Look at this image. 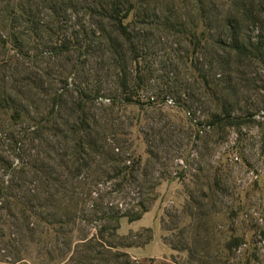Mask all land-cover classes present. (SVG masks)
<instances>
[{
    "label": "rangeland",
    "instance_id": "obj_1",
    "mask_svg": "<svg viewBox=\"0 0 264 264\" xmlns=\"http://www.w3.org/2000/svg\"><path fill=\"white\" fill-rule=\"evenodd\" d=\"M132 1L125 24L139 59L127 55L123 92L117 58L97 52L85 69H76L77 52L38 55L36 45L49 37H38L21 19L30 7L39 14L37 23L45 22L42 30L49 25L59 31L53 38L59 43L64 34L70 38L79 26L89 27L90 15L57 14L55 21L34 0H0V159L17 166L26 152L25 162L70 180L61 184L80 193L91 189L89 211L101 203V212H138L144 202L155 226L114 242L122 246L118 253H128L126 245L143 247L156 238L149 257L129 254L134 264H264V0ZM67 80L76 90H62ZM60 93L61 104L53 108L51 99ZM77 117L89 122L93 136L119 142L123 149L115 154L129 161L116 168L105 158L94 163L81 157L72 164L63 155L73 140L83 139L82 130L72 133ZM32 119H45L38 139ZM124 166L134 168L132 175L120 172ZM5 167L0 161L1 185L11 181ZM74 169L76 177L68 176ZM5 205L0 203V264H49L43 249L50 232L31 219L27 224L38 233L30 242ZM81 227L96 233L100 224ZM236 238L241 245L230 255L228 244ZM21 248L27 254L18 259L27 260L15 258ZM106 259L103 264H114Z\"/></svg>",
    "mask_w": 264,
    "mask_h": 264
},
{
    "label": "trees",
    "instance_id": "obj_2",
    "mask_svg": "<svg viewBox=\"0 0 264 264\" xmlns=\"http://www.w3.org/2000/svg\"><path fill=\"white\" fill-rule=\"evenodd\" d=\"M38 2L44 9H49L55 18L57 14L74 13L83 16L90 15L88 26H79L78 30L67 38L64 34L63 42H53L56 38L57 30L55 27L51 28L49 25L45 30L41 28L43 25L37 23L39 14H34L33 9L23 11L22 20L25 19L27 23L31 24L33 31L37 33L38 37L46 34L49 41L45 44L36 45L34 51L36 54L43 55L46 52L54 56H65L77 52L78 63L76 69H85L86 63L93 58L97 52L106 56H114L118 59L116 69L121 74L120 88L123 92L128 88L129 72L127 65V55H132L134 61H138L139 55L134 43V35L130 31L128 25L125 24L135 9L132 0H34ZM50 17L51 18H53ZM94 17L98 18L94 21ZM53 18V19H54ZM14 20H16L14 18ZM4 46V43H0ZM22 54V53H21ZM72 59V56H68ZM140 78V77H138ZM64 89L76 88L74 84L64 81ZM65 92V91H64ZM79 94L85 100L91 99L84 89H79ZM64 94H55L51 99L53 108L61 104L62 96ZM3 102L0 107L3 108ZM51 112L50 114H53ZM75 116V115H74ZM13 117L15 119L21 118L20 113H16ZM231 118V116H228ZM77 117V123L72 129V133L77 134V130H82L83 139L73 140L74 145L67 146V152L64 157H69L72 164L77 163L78 158L84 157L89 161L96 163L97 159L105 158L107 161L115 164V167L121 166L126 160L122 156L115 154V150L120 152L123 149L120 143H115L114 139L103 134L93 136V131L89 122L80 120ZM45 119L38 121L32 119L31 134L36 135L34 139H38ZM35 123V125H34ZM101 123H93V126L104 129ZM33 139V140H34ZM112 143H109L110 141ZM116 147H115V146ZM44 149H42L43 151ZM26 152H23L20 158L22 161L15 166L13 163L7 162L4 159L0 161L6 166L5 172L11 174V181L8 185L0 184V203L6 204L5 208L10 209L11 217L18 223L21 229H26L29 235L30 242L36 243V234L38 227L27 224L31 219H38L43 223V229L46 228L49 236L48 242H45L43 254L48 259L49 264H103L107 262L106 256H110L114 260V264H134L128 253H118L117 250L122 247L115 244V240L127 239L119 235L121 220L126 219L129 223L139 221L148 212L144 202L139 203L138 212L121 213L109 209L107 212H101L99 204H93L92 209L86 210L85 201L91 198V189H83L80 193L79 188H70L67 185L61 184V180L70 181L64 178V174L60 175L53 171H48L47 168L41 165V169L36 167L38 162H25L23 157ZM67 162L65 168H71V163ZM134 167V166H133ZM132 167V168H133ZM45 170V171H44ZM134 170V168H133ZM130 167L124 166L120 170L121 173L131 171ZM139 170V169H138ZM73 178L76 177L77 169L68 171ZM126 178V177H125ZM124 178V179H125ZM50 182L58 187H51ZM30 185L29 187H26ZM152 192L153 188L147 190ZM80 199V197H84ZM12 209V210H11ZM100 214V215H99ZM21 221V223H20ZM37 221V220H36ZM93 222L100 224V229H96V233H86L82 224ZM98 228V227H95ZM150 231L149 229H146ZM28 237V236H27ZM241 239H233L228 244V251L231 255L234 247H240ZM134 245H126L125 248H130ZM124 247V246H123ZM18 250V249H17ZM16 250V259L20 258L21 254H27V251ZM192 252H190L191 254ZM198 255V254H197ZM193 260L196 258V253L192 254ZM228 258V257H226ZM27 258L18 259L24 261ZM121 261V263L119 262ZM217 264H226V262L216 259Z\"/></svg>",
    "mask_w": 264,
    "mask_h": 264
},
{
    "label": "crops",
    "instance_id": "obj_3",
    "mask_svg": "<svg viewBox=\"0 0 264 264\" xmlns=\"http://www.w3.org/2000/svg\"><path fill=\"white\" fill-rule=\"evenodd\" d=\"M155 224H156L155 217H152L150 213H146L141 220L133 222V223H129L127 220L125 221V219H122L119 233L121 234V236H125L128 233L137 232L144 228H153ZM156 242H157L156 238H154L149 244L143 247L132 246L129 249L128 254H131L137 257V259H142V258L145 259L149 257V255H151L150 253L155 248ZM163 250L161 251V253H163ZM167 252L168 250L165 247V253Z\"/></svg>",
    "mask_w": 264,
    "mask_h": 264
}]
</instances>
